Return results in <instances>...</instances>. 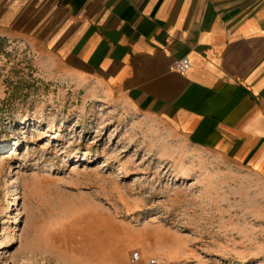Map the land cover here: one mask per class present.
<instances>
[{
    "label": "rangeland",
    "instance_id": "rangeland-1",
    "mask_svg": "<svg viewBox=\"0 0 264 264\" xmlns=\"http://www.w3.org/2000/svg\"><path fill=\"white\" fill-rule=\"evenodd\" d=\"M0 154V264H264V181L6 37Z\"/></svg>",
    "mask_w": 264,
    "mask_h": 264
},
{
    "label": "crops",
    "instance_id": "crops-1",
    "mask_svg": "<svg viewBox=\"0 0 264 264\" xmlns=\"http://www.w3.org/2000/svg\"><path fill=\"white\" fill-rule=\"evenodd\" d=\"M1 37L264 181V0H0Z\"/></svg>",
    "mask_w": 264,
    "mask_h": 264
},
{
    "label": "built area",
    "instance_id": "built-area-1",
    "mask_svg": "<svg viewBox=\"0 0 264 264\" xmlns=\"http://www.w3.org/2000/svg\"><path fill=\"white\" fill-rule=\"evenodd\" d=\"M189 68L190 63L187 59H183L176 64V71L180 74H185L189 70ZM134 258L135 261H139L140 259L138 254Z\"/></svg>",
    "mask_w": 264,
    "mask_h": 264
},
{
    "label": "bare ground",
    "instance_id": "bare-ground-1",
    "mask_svg": "<svg viewBox=\"0 0 264 264\" xmlns=\"http://www.w3.org/2000/svg\"><path fill=\"white\" fill-rule=\"evenodd\" d=\"M3 158V156H2V154H0V160ZM14 242H16V241H14Z\"/></svg>",
    "mask_w": 264,
    "mask_h": 264
}]
</instances>
